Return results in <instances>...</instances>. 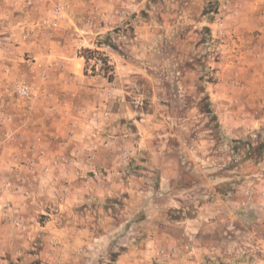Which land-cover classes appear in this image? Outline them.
Instances as JSON below:
<instances>
[{
	"label": "rangeland",
	"instance_id": "374dc122",
	"mask_svg": "<svg viewBox=\"0 0 264 264\" xmlns=\"http://www.w3.org/2000/svg\"><path fill=\"white\" fill-rule=\"evenodd\" d=\"M213 2L0 0V264H264V10Z\"/></svg>",
	"mask_w": 264,
	"mask_h": 264
},
{
	"label": "built area",
	"instance_id": "2783aa9c",
	"mask_svg": "<svg viewBox=\"0 0 264 264\" xmlns=\"http://www.w3.org/2000/svg\"><path fill=\"white\" fill-rule=\"evenodd\" d=\"M243 4L236 0H214L211 16L212 20L209 24L211 37L213 40L222 39L227 33V20L233 14L236 15L240 9H242ZM53 20L46 19L44 20L45 25L50 24H59L67 16V9L62 4H58L52 11ZM53 21V22H52ZM16 94L24 102H27L32 108V104L37 99H42L47 97L46 89H37L28 81L21 79L18 80L15 84ZM131 105L135 108H142L146 103V95L143 91L138 90L134 93L131 98ZM178 249H172L170 252H166L165 249H162L158 252L159 256H163L166 259L173 258L177 255Z\"/></svg>",
	"mask_w": 264,
	"mask_h": 264
},
{
	"label": "crops",
	"instance_id": "0c3cea01",
	"mask_svg": "<svg viewBox=\"0 0 264 264\" xmlns=\"http://www.w3.org/2000/svg\"><path fill=\"white\" fill-rule=\"evenodd\" d=\"M258 9V10H257ZM264 10V0H246V2L243 4V8H242V10H243V14H242V18L240 19V21H239V26H243L244 24H245V26L247 25V26H249V28L246 26V28H245V30H247V31H250V29H255V28H257L262 22H261V20L259 21L258 19H257V13L259 12V10ZM257 10V13L255 12ZM235 23V22H234ZM247 23V24H246ZM259 24V25H258ZM260 28V27H259ZM262 28H264V27H262ZM59 57H62L61 55L59 56ZM64 57H66V56H64ZM71 60H74L73 58H72V56H71ZM71 72H72V70H71ZM67 73H66V71H63V72H60V71H58V72H56V75L59 77H63V76H65ZM75 79H79V77H74ZM49 91V97L47 96L45 99L46 100H44V103H43V109H44V115H48L50 112H48L50 109H51V107H55L56 109H57V111L58 112H60L59 114L60 115H56L57 113L55 112V111H51V114L54 116V117H56V118H62L63 116H62V112H64V111H62V109H60V108H57L55 105H53V106H49L48 104L51 102V98L53 97V93L55 92H59L60 91V87H58V86H51V89L50 90H48ZM51 91V92H50ZM68 107H69V105H68ZM53 110V109H52ZM61 110V111H60ZM64 115V114H63ZM61 116V117H60ZM55 118V119H56ZM55 121H57V120H55ZM62 121V120H61ZM57 135V134H56Z\"/></svg>",
	"mask_w": 264,
	"mask_h": 264
},
{
	"label": "trees",
	"instance_id": "16d2710c",
	"mask_svg": "<svg viewBox=\"0 0 264 264\" xmlns=\"http://www.w3.org/2000/svg\"><path fill=\"white\" fill-rule=\"evenodd\" d=\"M110 45V44H109ZM86 52L89 53L88 56H85L86 62L89 63L91 60H97L100 63L101 70L106 71L110 68L108 58L106 56L102 57H96L97 55H100L98 51L95 50H86ZM107 72H105L106 76ZM109 79H112V75L109 76Z\"/></svg>",
	"mask_w": 264,
	"mask_h": 264
}]
</instances>
